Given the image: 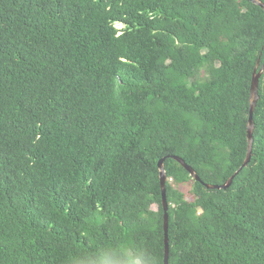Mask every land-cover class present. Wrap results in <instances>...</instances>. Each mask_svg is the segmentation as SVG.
<instances>
[{"label":"trees","instance_id":"obj_1","mask_svg":"<svg viewBox=\"0 0 264 264\" xmlns=\"http://www.w3.org/2000/svg\"><path fill=\"white\" fill-rule=\"evenodd\" d=\"M258 62L250 0H0V264H165L162 159L169 264H264Z\"/></svg>","mask_w":264,"mask_h":264},{"label":"water","instance_id":"obj_2","mask_svg":"<svg viewBox=\"0 0 264 264\" xmlns=\"http://www.w3.org/2000/svg\"><path fill=\"white\" fill-rule=\"evenodd\" d=\"M252 3H254L257 6H260L261 9L264 10V3H262L260 0H250ZM260 62H258L256 70L254 72L253 80H252V85H251V93H250V117H249V123H248V155L247 159L243 165V167L240 169V171L246 167L251 158H252V152H253V146H254V120H253V115L254 111L256 109L257 103L259 101V83H260V78L264 72V66L260 69ZM175 161L180 163L189 173L190 175L197 181H200L199 177L195 173V171L187 166L185 162L178 158V157H173ZM165 159H162L159 162V169H160V180H161V187H162V194H163V206H164V211H165V232H166V255H165V264H169V240H168V226H169V218H168V202H167V175L164 167ZM238 171L236 175L240 172ZM234 175L227 183L223 186H208L209 189H226L230 187L233 183V180L235 178Z\"/></svg>","mask_w":264,"mask_h":264},{"label":"rangeland","instance_id":"obj_3","mask_svg":"<svg viewBox=\"0 0 264 264\" xmlns=\"http://www.w3.org/2000/svg\"><path fill=\"white\" fill-rule=\"evenodd\" d=\"M118 28H119V29H122V25H118Z\"/></svg>","mask_w":264,"mask_h":264}]
</instances>
